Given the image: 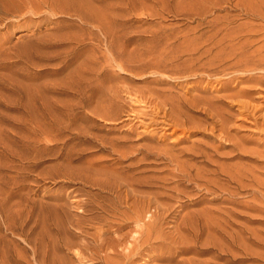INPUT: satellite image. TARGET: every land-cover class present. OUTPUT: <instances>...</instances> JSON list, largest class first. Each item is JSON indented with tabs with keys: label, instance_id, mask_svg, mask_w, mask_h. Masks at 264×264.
<instances>
[{
	"label": "rangeland",
	"instance_id": "rangeland-1",
	"mask_svg": "<svg viewBox=\"0 0 264 264\" xmlns=\"http://www.w3.org/2000/svg\"><path fill=\"white\" fill-rule=\"evenodd\" d=\"M0 264H264V0H0Z\"/></svg>",
	"mask_w": 264,
	"mask_h": 264
}]
</instances>
